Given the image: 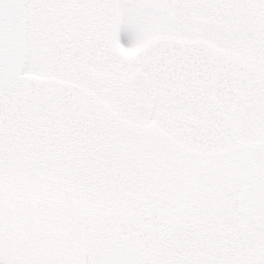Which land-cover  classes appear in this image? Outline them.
<instances>
[{
    "label": "snow or ice",
    "instance_id": "obj_1",
    "mask_svg": "<svg viewBox=\"0 0 264 264\" xmlns=\"http://www.w3.org/2000/svg\"><path fill=\"white\" fill-rule=\"evenodd\" d=\"M0 264H264V0H0Z\"/></svg>",
    "mask_w": 264,
    "mask_h": 264
}]
</instances>
